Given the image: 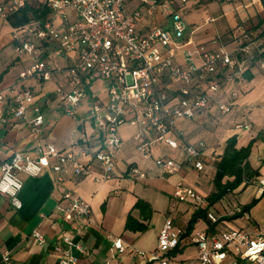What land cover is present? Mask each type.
<instances>
[{
    "label": "built area",
    "instance_id": "2783aa9c",
    "mask_svg": "<svg viewBox=\"0 0 264 264\" xmlns=\"http://www.w3.org/2000/svg\"><path fill=\"white\" fill-rule=\"evenodd\" d=\"M51 12L38 26L28 25L14 29L12 37L15 51L27 54L33 63L20 73V78L35 77L49 80L52 70L48 63L40 60L44 43L54 42L67 53L75 54V63L66 71V83L60 82L55 90L57 98L66 103L65 113L75 117L76 107L87 95V86L94 79L108 81L107 98L96 101L88 117L101 138L96 149L88 145L78 149L59 150L52 144H39L34 152L14 151L10 158L0 160V194L9 198L11 204L20 209L19 196L24 181L22 174L39 176L45 167L55 174L58 184L64 183L71 173L79 177H90L98 183L115 178L118 164V150L124 139L119 133L123 124L135 129L132 136L138 153L144 159H152L162 176L181 171L188 166L197 172H204L218 161L216 154H207V143L201 139L190 142L178 123L195 119L202 113L215 109L221 115L233 111L237 90L232 89L224 98L228 86L236 83L238 77L257 62L264 68V56L258 34L244 30L237 38V47L229 50L224 46L216 49L206 44H194L185 39L187 24L179 11L180 5L189 0H140L145 7L131 12L125 10L123 0H37ZM34 0H0V17L25 9ZM157 11L171 19V27L151 25L145 34L137 31V23L144 15L154 18ZM34 100V93L15 83L0 91V126L10 122V117L28 121L31 135L39 138L44 125V114L40 105H34L29 116L28 105ZM237 129L250 130L246 122L235 124ZM180 149L183 160L168 155L154 156V147ZM53 159V162H52ZM96 161L100 173L92 170ZM126 175L130 179L144 180L147 173L137 164H130ZM264 188V179L260 180ZM173 196L179 201L205 198L184 182L175 187ZM235 212H240L237 206ZM60 217L77 229L76 222L89 218L92 209L89 202L71 190L63 192L57 206ZM208 219L216 223L220 216L214 210L207 213ZM184 228L174 226L171 220L163 225L157 250L151 254L153 264H264V232L253 229H217L208 231L196 229L183 237ZM38 244L45 237L34 233ZM195 244L194 258L180 260L171 252L182 240ZM64 245L56 247L60 264H76L73 248L83 251L81 243L63 234ZM117 253L129 251L138 257L150 254L138 249H128L122 240L113 241ZM0 264H13L11 252L6 251ZM106 264H116L108 261Z\"/></svg>",
    "mask_w": 264,
    "mask_h": 264
},
{
    "label": "crops",
    "instance_id": "0c3cea01",
    "mask_svg": "<svg viewBox=\"0 0 264 264\" xmlns=\"http://www.w3.org/2000/svg\"><path fill=\"white\" fill-rule=\"evenodd\" d=\"M151 2L152 0H149V3ZM189 2L197 5L201 0H189L185 5L179 6V11L188 9ZM206 3L204 11L209 12L201 24H194L195 22H190L187 16L181 14L187 24L185 39H190L194 44L204 43L212 49L221 46L229 50L235 49L236 38L248 25L255 26L259 18L264 15L261 0H208ZM123 5L128 12L146 6L140 0H123ZM200 6L196 11L204 9ZM186 11V14L191 13L190 8ZM190 16L198 18V15L192 13ZM28 25L31 24L24 10L17 11L6 19L0 17V74L4 72L0 91L7 90L15 83L32 90L34 100L28 105L29 116L33 115L34 105H40L45 121L40 137L35 138L31 135L28 121L10 117L7 125L0 126V160L10 158L17 150L33 153L39 144H52L59 150L78 149L85 145L96 149L101 143V138L88 117V112L96 101L107 98L108 81L99 78L92 80L87 86L86 97L76 107L77 115L75 117L67 115L66 103L57 98L55 90L60 82L66 85V89L70 88L71 85L66 83L65 70L75 63V54L65 52L54 42L44 43L40 50V60L46 61L50 66L51 78L44 81L30 76L20 78V73L29 68L33 61L29 55H20L15 51L12 32L14 29ZM151 25L170 28L171 19L160 11H157L154 18L144 15L137 23V31L145 34ZM261 30H264V24L258 31ZM259 40L264 47V35L260 36ZM248 74L251 78L240 75L236 83L228 86L224 95H221L226 98L232 89L237 90L239 96L234 101L235 105L231 113L221 115L213 108L195 119H185L178 123L179 129L183 131L188 141L197 142L203 139L207 143L206 153L218 156V161L204 172H197L185 165L177 173L162 176L152 159H144L138 153L136 143L132 139L135 129L123 124L119 128L124 142L117 152V173L109 182L98 183L92 176L83 178L69 173L64 183L58 184L55 174L49 167H45L39 176L23 173L24 185L19 194L22 200L20 209L15 208L7 196L0 194V259L6 251H10L13 264H60L61 253L56 247L65 246L62 236L67 234L84 247L82 252L73 248V254L77 258L76 264H106L108 261H114L116 264H153L151 254L157 250L158 236L165 222L171 220L174 226L186 230L194 212L199 207L206 206V197L214 190V185L210 187V183L213 182V175L221 160L226 140L236 135L237 146L242 147L251 139L257 138L253 148L255 145L258 146L261 140L264 142V68L255 62L250 66ZM238 122L249 123L251 129L248 131H252L253 126L256 130L241 135L239 130L242 129L235 127ZM162 155L177 160L184 158L180 149L172 150L168 147L155 146L154 156ZM249 162L252 169H259L260 176L251 179L248 184L242 183L208 209V211L214 210L220 217L233 215L236 213L235 207L259 199L250 212L240 217L244 223H240L239 229H253L250 228V224L256 221L253 214L261 207L264 199V188L260 185V180L264 179V158L259 156L258 160L254 161L251 153ZM130 164H137L146 171L147 178L144 180L128 178L126 171ZM91 165L93 172H101L95 160ZM189 179L198 183L203 182L209 186V190L202 195L189 186ZM179 182H184L200 193L205 198V202L174 201L173 192ZM66 190H71L91 205V215L87 219H79L76 222L77 229L63 220L57 212V206ZM165 194L171 198L169 204L165 203ZM139 198L147 200L154 209L149 228L145 232L125 229L127 216ZM226 209L229 210L228 213H225ZM161 214L163 218L160 221ZM133 215L138 217V211L134 210ZM227 221L219 223L215 230L232 229L227 226ZM207 227V224L201 220L194 230L207 229ZM254 228L264 232L259 227L254 226ZM35 232L45 237L42 245L36 241ZM151 233H155L153 246L150 245ZM119 238L128 249L146 251L150 255L138 257L129 251L117 253L112 245L113 241ZM179 247L181 252L174 256L180 260L194 258L197 254L195 244L187 242L186 238ZM191 248L195 249V253Z\"/></svg>",
    "mask_w": 264,
    "mask_h": 264
},
{
    "label": "trees",
    "instance_id": "16d2710c",
    "mask_svg": "<svg viewBox=\"0 0 264 264\" xmlns=\"http://www.w3.org/2000/svg\"><path fill=\"white\" fill-rule=\"evenodd\" d=\"M261 2L264 7V0H261ZM23 10L28 18V22L31 25H35L37 23L38 26L42 25L51 12L49 7L41 5V3L37 0H34L31 5L27 6ZM263 24L264 15L259 18L258 23L255 26H252V30L255 31L259 37L264 35V30L258 31ZM262 55L264 56V49H262ZM248 71L249 69L244 71L241 75L251 78ZM3 76L4 72L0 74V83L2 82ZM256 140L257 138H253L246 146L242 147L237 146L238 138L236 135H233L226 140L221 160L218 162L216 171L213 175L214 190L206 197V206L199 207L188 221L183 237L191 234L197 223L201 220L207 224L208 227L206 230L213 232L219 223L225 220H235L244 216V214L250 212V210L259 202V199H253L250 203L241 205L240 212H236L233 215L221 216L216 223H212L207 217L208 209L211 206L222 200L242 183L245 182L248 184L251 179L260 176L259 169H252L249 162L252 148ZM134 210L138 211V217L133 215ZM153 214L154 209L151 204L147 200L139 198L127 216L125 229L133 232L147 231ZM180 252L181 248L178 246L171 252V255H176Z\"/></svg>",
    "mask_w": 264,
    "mask_h": 264
},
{
    "label": "rangeland",
    "instance_id": "374dc122",
    "mask_svg": "<svg viewBox=\"0 0 264 264\" xmlns=\"http://www.w3.org/2000/svg\"><path fill=\"white\" fill-rule=\"evenodd\" d=\"M204 1H205V3H204ZM204 1L201 0V2H197L198 4H202L201 6L198 5V4L194 5V4H192L193 2H189V4L187 5L188 9H186V10H189V8H190V10H191L190 12L192 14L198 15V18L197 17L192 18L190 16L191 13L186 14L187 13L186 10H182L181 13L183 14V16H187V18H188V20L190 22H195L194 24L203 23L205 18L208 16V12H209V11H207V12L204 11L206 9L204 7H206V4H207L206 2L208 0H204ZM198 6H200V8H204V9L196 11V9H199ZM245 30H252V27L250 25H248ZM262 49H264V48L262 47ZM255 130H256V127L253 126V130L252 131L254 132ZM252 131H248V130L242 129V130H239V133H241V135L242 134H249V133H252ZM259 156L264 158V142L262 140L259 142L258 146H256V145L254 146L253 151H252V160L257 161ZM188 183H189V186H191L194 189H196L202 195L206 194L207 190H209V186H206L203 182L198 183L195 180L191 181V179H189ZM212 185H213V182L210 183V187H212ZM165 198H166L165 199V201H166L165 203L169 204L170 199H171L170 196L165 194ZM172 199L174 201H177V202L179 201L174 196H173ZM181 202L186 203V201L185 202L181 201ZM232 211L233 210L231 208V212ZM256 211L257 212H255L253 214L254 217L256 218V221H253L252 224H250L251 225L250 228H254V226H256V227H259V228L264 230V199H263V203H262L261 207L258 210H256ZM228 212H229V210L226 209L225 213H228ZM162 218H163V214H161V216H160V221L162 220ZM240 223H244V221L241 220V218L239 220L238 219H235V221L234 220H228L226 222L227 226H229L230 228H238L240 226ZM154 244H155V233H151V235H150V245L153 246ZM191 251H193L195 253V249L194 248H191Z\"/></svg>",
    "mask_w": 264,
    "mask_h": 264
}]
</instances>
